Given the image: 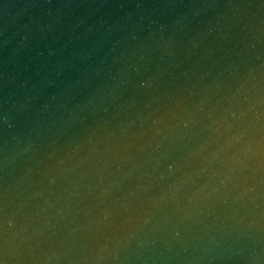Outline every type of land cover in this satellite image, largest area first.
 <instances>
[{"label":"water","instance_id":"obj_1","mask_svg":"<svg viewBox=\"0 0 264 264\" xmlns=\"http://www.w3.org/2000/svg\"><path fill=\"white\" fill-rule=\"evenodd\" d=\"M3 264H264V0H0Z\"/></svg>","mask_w":264,"mask_h":264},{"label":"snow or ice","instance_id":"obj_2","mask_svg":"<svg viewBox=\"0 0 264 264\" xmlns=\"http://www.w3.org/2000/svg\"><path fill=\"white\" fill-rule=\"evenodd\" d=\"M0 264H3V262H2V261H0Z\"/></svg>","mask_w":264,"mask_h":264}]
</instances>
